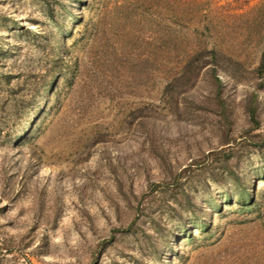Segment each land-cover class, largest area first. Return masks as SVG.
<instances>
[{"label": "rangeland", "instance_id": "rangeland-1", "mask_svg": "<svg viewBox=\"0 0 264 264\" xmlns=\"http://www.w3.org/2000/svg\"><path fill=\"white\" fill-rule=\"evenodd\" d=\"M263 69L264 0H0V264H264Z\"/></svg>", "mask_w": 264, "mask_h": 264}, {"label": "trees", "instance_id": "trees-1", "mask_svg": "<svg viewBox=\"0 0 264 264\" xmlns=\"http://www.w3.org/2000/svg\"><path fill=\"white\" fill-rule=\"evenodd\" d=\"M61 44V41L59 40H56L54 42V44L51 45V53L52 55H56L55 52H57L59 50V46ZM202 52H205L206 55H200V56H193L194 57V62H195V65H197L198 68L200 67H205V66H209L211 67L210 70L212 72V75L215 79L214 81V86L216 87V91L213 92V96L215 99V101L218 103V105L220 106V103H222V97H221V87H222V79H221V74L225 75L227 77L228 80H232L233 82H241L243 81L244 78L240 77V63L236 60H234L233 58L223 54V53H220L216 50H203L201 52H198L199 53H202ZM196 54V55H198ZM263 66H260L258 67V70L261 71ZM264 70V69H263ZM262 70V71H263ZM50 80H53V78H51ZM262 85L263 83H260V84H257L255 85L256 88L258 90H261L262 88ZM261 86V87H259ZM44 87V86H43ZM39 89V87L37 88V90ZM48 88H43V91L42 93L46 92ZM38 94V93H37ZM255 100H256V97L254 96L253 97ZM221 101V102H220ZM32 104L30 99L27 100L25 103L23 101H20L19 104H16L15 105V108L16 109H19V108H23L27 105H30ZM33 113V112H31ZM30 116H28L25 121H28V118ZM250 119H251V122L254 124L253 125V128H259L260 126V123H259V120L257 119V117L255 116V112L252 111L251 114H250ZM228 140V139H226ZM224 141L223 144L227 145V144H230L232 143V141H234V139H231V141ZM260 144H264V140L263 141H260L259 142ZM233 146L232 145H228L227 148H223L219 151H210L209 152V157L212 159L213 162L219 160L218 157L222 158L221 160L226 162L228 159H230L232 156L231 154H233L232 152V148ZM223 162V163H224Z\"/></svg>", "mask_w": 264, "mask_h": 264}, {"label": "bare ground", "instance_id": "bare-ground-1", "mask_svg": "<svg viewBox=\"0 0 264 264\" xmlns=\"http://www.w3.org/2000/svg\"><path fill=\"white\" fill-rule=\"evenodd\" d=\"M32 118V117H31Z\"/></svg>", "mask_w": 264, "mask_h": 264}]
</instances>
